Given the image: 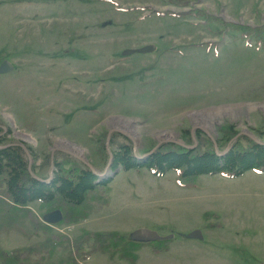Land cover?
<instances>
[{
    "label": "rangeland",
    "instance_id": "obj_1",
    "mask_svg": "<svg viewBox=\"0 0 264 264\" xmlns=\"http://www.w3.org/2000/svg\"><path fill=\"white\" fill-rule=\"evenodd\" d=\"M2 61L13 68L0 74V138L22 144L40 178L64 158L110 181L107 205L76 224L46 223L45 207H27L68 236L65 264H128L84 257L94 240L83 236L78 250L72 241L83 230L170 239L154 254L158 238L133 237L156 241L133 251L135 264H264V174L200 176L181 188L172 171L105 170L121 146L144 161L171 146L264 145V0H0ZM216 107L229 109L194 114ZM45 238L24 225L0 234V250Z\"/></svg>",
    "mask_w": 264,
    "mask_h": 264
},
{
    "label": "trees",
    "instance_id": "obj_2",
    "mask_svg": "<svg viewBox=\"0 0 264 264\" xmlns=\"http://www.w3.org/2000/svg\"><path fill=\"white\" fill-rule=\"evenodd\" d=\"M6 143L4 138H0V234L11 229L22 232V227L27 225L31 232L34 234L41 232L46 238L35 245L12 249L7 254L0 250V264H65V254H69L72 248L68 236L52 233L50 228L43 225L45 223L38 224L26 211L27 207L37 203L48 210L46 213L59 212L61 219L55 223L56 225L76 224L88 214L107 205L108 200L103 188L110 181L96 183L97 176L87 167L80 168L64 158L53 161L51 179L40 177L35 179L28 172L25 152L19 146ZM170 148L158 150L150 154L146 160L139 161L133 158L129 147L121 146L112 153L111 169L113 171L121 169L124 172L145 169L155 177H162L166 172L172 171L177 174V185L183 188L192 187L194 184L192 180L200 176L219 175L235 179L246 172L264 174L263 144H252L250 147L246 146L244 150L236 149L235 145L221 156L212 148L203 152L187 150L180 146ZM34 169L31 165V171L35 174ZM83 236L94 240V247L89 248L90 251L84 257L94 252L117 254L119 260L135 264L137 257L133 251L144 246L143 243L125 239L124 235H117L113 231L83 230L72 240L78 242L75 245L77 250ZM168 240V238L156 240L161 243L152 245L154 249L152 252L154 254L166 252Z\"/></svg>",
    "mask_w": 264,
    "mask_h": 264
},
{
    "label": "water",
    "instance_id": "obj_3",
    "mask_svg": "<svg viewBox=\"0 0 264 264\" xmlns=\"http://www.w3.org/2000/svg\"><path fill=\"white\" fill-rule=\"evenodd\" d=\"M12 65L8 62V61H2L1 64H0V74H5V73H8L12 70ZM195 129V128H193ZM203 130V129H202ZM193 132V131H192ZM108 141V139H107ZM13 145H16V146H19L24 152L25 154L27 155V158H28V172L35 178V179H39L32 171H31V165H30V160H29V155H28V150L22 145V144H13ZM186 148H190V147H186ZM215 153L217 155H222L224 154V152L222 153H217V150H215ZM110 157H109V160H110V163L108 164V167L105 168V170H108V168L110 167V164H111V159H112V155L111 153H109ZM73 157H75V155H73ZM76 158V157H75ZM79 158V157H78ZM80 159V158H79ZM90 170H91V165H87ZM52 168H53V161H52V158H51V163H50V169H51V172L49 173V179L52 178ZM92 173L94 175L97 176V174L92 170ZM100 176V175H99ZM98 181H96L97 183ZM61 219V215L59 212H52V213H49L47 215H45L43 217V220L46 222V223H57L59 220ZM132 239L133 237H137L139 240H142V241H148V240H155L157 238H159V236L153 232V231H148V230H138L136 232H134L132 235H131ZM135 240V239H133Z\"/></svg>",
    "mask_w": 264,
    "mask_h": 264
},
{
    "label": "bare ground",
    "instance_id": "obj_4",
    "mask_svg": "<svg viewBox=\"0 0 264 264\" xmlns=\"http://www.w3.org/2000/svg\"><path fill=\"white\" fill-rule=\"evenodd\" d=\"M228 109L229 108H226V107L225 108L224 107H216V108H211V109H209L207 111L205 110V111H202V112H199V113H194V114L203 115L204 113H207V114L211 113L214 116V115H219L221 112H223L224 110H228ZM126 132H128V131H126ZM128 133H130V134L133 133V135L135 134V132H128ZM170 137H172L170 134L164 133L159 138L166 139V138H170ZM25 138H27V137H25ZM62 143H64L65 147H67V148H64L65 150L69 151L71 154L76 155L77 157L83 158V154H82V151L80 149H78L76 147L66 146L67 143L65 141H61V144ZM58 145H60V144H58Z\"/></svg>",
    "mask_w": 264,
    "mask_h": 264
}]
</instances>
